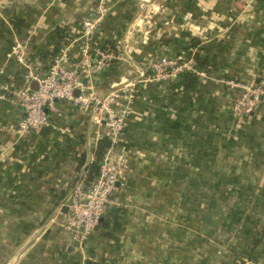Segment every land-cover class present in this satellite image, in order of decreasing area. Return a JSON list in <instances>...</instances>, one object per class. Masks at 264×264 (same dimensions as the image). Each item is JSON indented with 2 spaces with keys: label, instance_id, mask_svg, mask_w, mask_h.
<instances>
[{
  "label": "crops",
  "instance_id": "1",
  "mask_svg": "<svg viewBox=\"0 0 264 264\" xmlns=\"http://www.w3.org/2000/svg\"><path fill=\"white\" fill-rule=\"evenodd\" d=\"M97 2L0 0V91L23 86L24 68L8 57L15 41L41 77L55 51L80 36L82 19ZM107 4L110 12L93 44L115 59L91 80L97 93L135 80L158 56L204 61L199 71L205 77L193 92L180 79L139 88L122 141L127 180L107 207L120 210V227L107 236L99 226L82 247L60 228L57 212H66L76 158L86 154L80 175L106 133L92 126L89 110L59 101L44 136L37 131L18 139L2 128L21 120L23 111L9 96L0 101V264H186L178 234L197 228L191 220L196 213L181 202L210 199L214 184L248 173L256 210L264 212V105L239 131L229 91L220 83L264 75V0ZM78 45L73 42L69 65L79 59ZM261 243L254 245V264H262Z\"/></svg>",
  "mask_w": 264,
  "mask_h": 264
},
{
  "label": "built area",
  "instance_id": "2",
  "mask_svg": "<svg viewBox=\"0 0 264 264\" xmlns=\"http://www.w3.org/2000/svg\"><path fill=\"white\" fill-rule=\"evenodd\" d=\"M149 2V0H144ZM107 0H98L94 10L87 13L81 22V34L73 42L79 45V59L69 65V53L73 42L59 49L52 59L45 76H37L25 62V46L15 41L10 47L9 58H13L24 70L23 86L0 91V101L8 96L23 111V118L16 124L4 126L2 130L14 132L22 139L31 132H37L48 125V115L58 113L57 102L70 103L79 110H89L90 122L97 130L106 134L109 145L103 154L98 174L91 183L81 173L75 180L65 204L66 212L58 210L63 218L60 228L68 231L79 246H84L104 217L111 196L122 188L129 172V158L122 146L123 135L131 106L137 98L139 88L147 84L170 82L186 73L205 77L193 57H158L150 61L145 70L137 72V78L111 86L104 93H97L91 80L101 74L114 55L107 50L93 46L94 36L109 14ZM87 80V83L84 81ZM35 82L33 88L31 84ZM233 94L230 112L238 123L249 124L255 111L264 105V75L258 80H220ZM9 87V86H8ZM0 160H4L0 156Z\"/></svg>",
  "mask_w": 264,
  "mask_h": 264
},
{
  "label": "rangeland",
  "instance_id": "3",
  "mask_svg": "<svg viewBox=\"0 0 264 264\" xmlns=\"http://www.w3.org/2000/svg\"><path fill=\"white\" fill-rule=\"evenodd\" d=\"M212 189L210 199L181 202L182 209L195 211L191 220L197 228L178 234L179 254L186 264H254V245L259 240L264 243V212L256 210L252 173L239 181L223 180ZM261 259L263 264L264 252Z\"/></svg>",
  "mask_w": 264,
  "mask_h": 264
},
{
  "label": "trees",
  "instance_id": "4",
  "mask_svg": "<svg viewBox=\"0 0 264 264\" xmlns=\"http://www.w3.org/2000/svg\"><path fill=\"white\" fill-rule=\"evenodd\" d=\"M93 46L97 47L95 44H93ZM58 51H59V48L53 54V56L51 58V62H52V59L54 58V56L58 53ZM160 57H162V56H160ZM190 57H189V55L186 56V58H190ZM51 62H50V64H51ZM195 63H196V67L198 70L200 67L204 66V61L201 62V61H199V59L197 61H195ZM49 67H50V65H49ZM24 71L25 70H23L22 76L25 75ZM45 75H43V76H45ZM179 79L182 80V82L184 84V89L186 91L193 92L196 89V87L198 86L200 77L193 74V73H186V74H184V75L180 76L179 78L172 80V81H176ZM240 81H242V80H240ZM243 82H245V81H243ZM12 85L13 84H11V86ZM228 96L230 97V101H231V99L233 98V94L229 92ZM259 108L255 111V113L259 110ZM129 116H128V118H129ZM236 126H237L236 129L239 131H242L246 127V125H243L242 123H237ZM108 145H109V142H108L106 137H104L103 139L98 141L96 150L93 154V161L90 162L88 165H86V167L84 168V174L86 175V179H85L86 182L91 183L93 181V179L95 178V176L98 174L101 159H102L103 154L105 153ZM76 160H77V164H76L77 167L75 168V172H74V175H75L74 181L78 179V177H79L78 175L86 163V154H84V153L81 154L78 158H76ZM119 212H120L119 209L107 208L105 215L103 217L104 218L103 221L101 223H99L100 228L105 232V234L107 236L111 235L113 233V231L117 230L120 227V221H119L120 220V213ZM87 264H90V263H87Z\"/></svg>",
  "mask_w": 264,
  "mask_h": 264
},
{
  "label": "water",
  "instance_id": "5",
  "mask_svg": "<svg viewBox=\"0 0 264 264\" xmlns=\"http://www.w3.org/2000/svg\"><path fill=\"white\" fill-rule=\"evenodd\" d=\"M47 131H48V129L46 127H43L42 129L39 130V133H40V135L44 136L47 133ZM103 219L104 218H101L99 223H101L103 221ZM98 228H99V225L94 228V231H97Z\"/></svg>",
  "mask_w": 264,
  "mask_h": 264
}]
</instances>
